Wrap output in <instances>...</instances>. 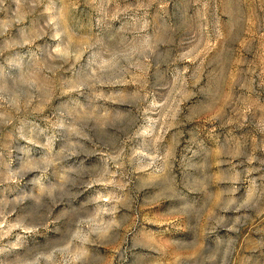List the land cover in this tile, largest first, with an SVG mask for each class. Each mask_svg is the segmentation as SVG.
<instances>
[{
	"label": "rangeland",
	"instance_id": "1",
	"mask_svg": "<svg viewBox=\"0 0 264 264\" xmlns=\"http://www.w3.org/2000/svg\"><path fill=\"white\" fill-rule=\"evenodd\" d=\"M0 264H264V0H0Z\"/></svg>",
	"mask_w": 264,
	"mask_h": 264
}]
</instances>
